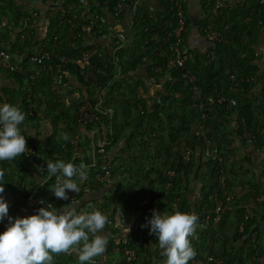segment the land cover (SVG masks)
Segmentation results:
<instances>
[{"label": "trees", "instance_id": "1", "mask_svg": "<svg viewBox=\"0 0 264 264\" xmlns=\"http://www.w3.org/2000/svg\"><path fill=\"white\" fill-rule=\"evenodd\" d=\"M31 1L39 2L45 7V10L49 5V0ZM114 1L111 2V10ZM184 1L187 4V0ZM225 1L226 8L221 15H215L211 12L212 8L201 4V7L209 13L203 23L212 25L213 30L222 38L221 43L215 44L216 57L219 60L217 65H215L216 62L201 55L195 60L196 65L195 62H190L184 70L170 67V54H168L162 36L151 40L152 30L157 28L165 15L159 13L161 15L159 21L155 22L145 15L147 9H144V18L133 21V32L136 34V38H133L132 46H129L128 49L121 48L113 57L104 56L94 60L100 92H103L100 111L107 112V114H100V118L107 128L109 140L106 146V155L112 154L111 161L114 169L110 170L112 173V184L110 185L97 180V177L103 175L108 169L107 162H105L107 159L103 156H93V147L96 146L97 139L93 140L91 134L97 128L101 134L100 124L93 123L85 128L81 127L77 122V117L80 102L83 99L81 95L79 100L72 99L73 101H71L69 99L71 95L68 89L71 86L74 88V85L70 84L72 80L77 81L79 86L85 88L77 66L68 65L63 69L56 68L50 76L39 83L40 95L34 100H29L23 90L24 76L5 71L0 67V77L15 80V85L18 88L16 90L1 88V91L6 96L7 103L18 105L26 114L21 130L27 128V145H33L36 148L46 166L49 160L53 163L63 160L66 163H74L77 167L81 162L88 165V179L80 184L78 193H68L69 200L67 201L57 199L51 191L56 178L53 176L48 180V171L44 177H40L31 166L30 161L22 156L11 160L12 163L9 161L0 162V170H6L3 181L0 183H4L5 193L9 192L15 195L21 208L28 207L31 202H34V208L31 206V210L34 212L31 213L32 215L37 214V210L41 207L47 208L48 204H52L57 210L75 206L78 214L97 209L107 215L110 223L104 229V233L108 237V244L103 256L95 258L96 264H129L127 257L122 252L125 245L115 242L117 238L126 234V231H123L125 227L121 229L120 226L121 216L126 219V227L131 229L128 247L136 253L134 264L164 263L166 257L161 255L158 240L154 234L150 235V232L145 234V246H138L135 241L138 232L143 230L144 225L151 219L153 210L168 215L173 214L175 209L195 214L198 217L195 233L200 238L197 242L193 236L189 239L197 253L195 258L201 257L204 240L209 241V233L216 232L219 225L200 224L204 212L198 214L192 207H188L183 193L190 181H193L196 186L201 184L200 196L209 206L205 213L213 212L216 207L212 205L213 202L210 199L218 191L216 172L220 170V167L201 161L197 164L194 159V147H199L203 143L197 138H194L193 142L190 137L194 136L200 125L210 128V140L217 143L219 141L217 138L221 139L220 144L219 142L217 144L224 156V167H226L230 155L227 153L228 149L225 144L229 134L224 130L221 131L219 123L231 125L232 111H235L238 116L240 115V118L245 119L244 121L238 119V137L244 140L245 129L253 132L256 139L259 140V144L254 143L256 146L264 145L262 137L264 135V118L257 129L254 128L252 121L258 122V120L255 119L257 115L252 109L253 105L248 103L247 107L242 109L241 103L234 100L237 97L236 89L253 86L254 81L251 77H253L252 73L256 72V68L254 69L253 60L248 55L256 54L252 48V38L258 35L264 37V0H245L244 4L236 5L238 9L236 6L232 9L234 6L230 0ZM19 2L20 0H0V26L3 25L5 30V32L2 30V37L9 42L12 50L16 49L20 40V36L13 37V30L21 21L29 18L30 14L27 8L19 5ZM186 4L187 23L189 24L190 16ZM39 20L46 22L45 18H39ZM47 20V24L41 26L37 36L36 32L31 33V41L21 51L25 52L30 45H38L40 41L50 48L54 39L65 40L68 32L73 31L68 23L61 29L60 19L53 17ZM83 20V18L76 20L79 27ZM38 21L35 22L31 19L21 32H31L32 28L37 26ZM199 27H202L201 24ZM146 28H149L150 31H146ZM246 31L248 35L244 34ZM202 33L205 36L204 32ZM140 35L144 36V40L139 38ZM187 37L188 33L185 34V40ZM143 45L144 48H142ZM71 46L75 48L72 49ZM234 46L237 48L233 49ZM81 50H86V48L82 46V40L78 39L66 42L62 51L66 55L77 58ZM160 51H165L166 54L158 56L157 53ZM202 57L204 59H201ZM201 61H205L210 66L207 69L209 70L207 76L206 69L202 65L196 67ZM227 65H232L229 75L226 74ZM212 67L215 68L213 74L210 71ZM156 68H160L161 71L156 72ZM141 69H145L146 75L136 83L133 80L125 82L121 78L131 77L132 73H138ZM188 71L197 78L196 84L202 94L201 100L194 95V85L184 78V74ZM235 73L237 74L233 78ZM149 84L158 87L156 94L151 92ZM216 93H221L224 97L234 101L233 108L229 110L227 104L218 102L209 106L208 101L214 98ZM43 94L47 95V100L44 99ZM201 103L206 106L205 109L200 108ZM31 105L35 107L36 111H42L44 116L41 118L28 117ZM108 111L111 112L108 113ZM204 114L207 115L205 119H203ZM259 121H261L260 117ZM43 127L48 130L47 138L40 134V129ZM65 133L69 136L67 141L62 138V134ZM72 135H78L80 138L78 148L70 144ZM183 145L190 147L193 152L192 158L187 164L182 162V151L180 150ZM230 152L233 153V151ZM253 165L254 170L256 167L255 171L251 170L250 159L245 160L244 166L251 170L254 179L248 184L253 185L256 189V194L252 195L253 200L251 201L258 206L259 198L264 197V164L259 172L257 171L258 165L255 166L256 162L255 164L253 162ZM202 169L208 170L207 177L210 181L208 184L200 180L202 177L199 173ZM194 170L196 174L192 175ZM172 171L176 175H169V172ZM58 175L60 174L58 173ZM35 177L39 179L37 190L34 189L35 183L31 182ZM75 195L79 200L78 204L71 202L72 196ZM219 195L223 201L221 206L224 214L229 203L223 198L225 197L223 192L219 191ZM145 202L147 206H144ZM191 209L193 212H190ZM240 216L244 221L241 223L244 226L243 233L238 231L239 234L234 235L233 239L222 236V248L229 263L234 261L235 253L240 248L247 253V259L254 257V251L251 249L253 234L258 233L259 237V230L263 229L264 232V210L246 211L244 209ZM4 231L6 230H4L3 224H0V234ZM245 237H247L244 242L246 248L238 246L237 241ZM119 249L120 251H118ZM260 253V258L264 263V248ZM148 258L149 261H147ZM53 259L54 264H79L76 253L53 254ZM192 261L190 260L189 264H192Z\"/></svg>", "mask_w": 264, "mask_h": 264}, {"label": "built area", "instance_id": "2", "mask_svg": "<svg viewBox=\"0 0 264 264\" xmlns=\"http://www.w3.org/2000/svg\"><path fill=\"white\" fill-rule=\"evenodd\" d=\"M159 6L157 9H147L144 8L147 4L146 0H115L113 9H110L112 0H49V5L47 9L43 12L45 15H49L50 18L60 19V27H63L68 23L73 29L69 31L65 40L54 39L50 45V48L47 45L42 44L40 41L38 45H30V48L26 49L25 52L21 51L23 47L30 42L31 33H23L21 30L30 22L31 19L38 21L41 16L38 15V11L34 10L37 7V3L34 2V9H31L29 12V18H25L18 25V34L20 36L19 43L16 49L12 50L10 48L9 42L2 37V30L0 28V67L12 73H18L25 77L23 90L28 96V99H37L40 95L39 83L43 81L46 77L50 76L51 73L55 71L56 68L63 69L68 65H76L79 69L80 76L85 84V96L84 99L80 102L78 109L77 122L81 127L90 126L93 123L100 124L99 129L94 130L91 134L93 140L97 139L96 146L93 147V156H103L105 157V162H107V171L103 175H99L97 180L100 183L107 185L112 184L111 180V171L114 168L112 167V161L109 159L107 154L106 146L108 145V136L107 128L104 123L101 121L100 106L102 105L103 92H100V85L98 78L95 74V65L94 60L96 58L109 56L113 57L116 55L118 50L124 47L128 49L129 46H132L133 38H136V34L133 32L134 19L144 18V9H147L145 15L155 21H159V13H162V22L158 24L157 28L152 30V39L156 40L158 37H161L164 41L165 46L168 49V54H170V67L180 68L181 70L186 69L187 64L190 62H195L200 52L191 49L187 46L185 40V34L188 33L187 27V12L185 8L186 2L184 0H155ZM77 2V4H76ZM225 0H201V3L207 8H212V11L215 15L223 14L224 9L226 8ZM78 5V6H77ZM205 17L209 13L204 11ZM168 16V18H166ZM128 20H125V18ZM79 18H83V23L79 27L77 21ZM123 26V24H125ZM67 24V25H68ZM146 31H150L149 28H146ZM201 31L204 32L205 38L212 45L216 43H221L222 38L218 35L216 31L213 30L212 25L203 24ZM60 32H62L60 30ZM141 40H144V36L140 35ZM78 39L82 40V46L86 50H81L80 55L75 58L69 55H62L61 49L64 48V44L68 41H76ZM148 43V42H147ZM144 48V45L143 47ZM214 49L207 50L204 53L209 60H214ZM15 52V53H14ZM22 53L23 59L21 63H16L15 56H19ZM166 54L165 51L158 52V56ZM144 61V60H143ZM55 62V63H53ZM57 65V66H56ZM156 72L161 71L160 68H156ZM184 78L188 80L190 84H193L194 95L201 98V92L196 84L197 78L191 74L190 71L184 74ZM45 99V98H44ZM7 98L4 93L0 90V104L6 103ZM29 102V101H28ZM225 102L223 98H220V103ZM213 103V101H212ZM203 104V103H202ZM111 111H108L110 113ZM44 114L42 111L35 110V107L32 105L29 107L28 117H43ZM207 115H203L205 119ZM210 128H205L203 125H200L195 132V138L202 141L203 145L199 152V160L205 164H213L219 166L220 170L216 172L218 178V191L211 197L212 205H215V210L210 213H204L201 217L202 225L209 226L210 224L219 225L223 219V209H222V198H220L219 191L223 192L225 199L228 203H231L232 196L226 190L227 183H229V177L224 169V156L220 151L218 144L211 141L210 137ZM22 134L27 137V131L21 130ZM80 138L78 135L70 136V144L78 148ZM28 151H26L21 156L30 161L31 166L38 172L40 177H44L47 172V166L42 161L41 155L36 151V148L33 145H27ZM65 151L66 147H64ZM192 149L186 147L183 151L182 162L187 164L192 158ZM169 175L174 176L176 173L174 171L169 172ZM49 180V178H47ZM170 187V185H169ZM72 203H79L76 195L71 198ZM179 202V200H178ZM176 211V209L174 210ZM162 214V213H161ZM125 218L121 216L120 226H127L125 224ZM144 225L143 230L138 232L137 237L135 238L136 244L138 246L146 245L145 244V234L150 232V228ZM131 230V229H130ZM125 231V230H123ZM244 226L239 229V233H243ZM131 236V232H126L123 237H119L115 240L117 244L125 245V248L122 249V252L127 257L129 264H134L136 260V253L134 250L128 247V238ZM194 240L197 242L199 240V235H193ZM251 249L254 251V257L249 259L247 264H264L262 258H260V248L258 244V236L253 234ZM120 251V249L118 250ZM247 257V256H246ZM150 259L148 258L147 261ZM227 259L225 252L223 251L220 255L214 254H202L201 257L194 258L192 264H227ZM164 264V263H160Z\"/></svg>", "mask_w": 264, "mask_h": 264}, {"label": "clouds", "instance_id": "3", "mask_svg": "<svg viewBox=\"0 0 264 264\" xmlns=\"http://www.w3.org/2000/svg\"><path fill=\"white\" fill-rule=\"evenodd\" d=\"M215 48V44H212L208 49H214L215 57L211 60L213 62L217 58ZM82 88L84 95L81 98L84 99L85 88ZM220 98L225 102L220 103ZM216 102L227 104L229 110L234 105V101L221 93H216L215 97L208 101L209 106ZM205 107L200 104V108ZM25 119L26 114L18 105L7 102L0 104V162L11 161L28 151L26 137L21 132ZM25 130L27 131V128ZM247 131L244 129V136L250 137ZM62 138L67 141L69 136L65 133ZM198 148L200 149V146ZM46 168L49 179L53 176L56 178L51 191L60 200H69L68 193H78L80 184L88 179V165L84 162L77 167L71 162L58 160L53 163L49 160ZM5 172L6 170H0V181H3ZM3 184L0 183V222L7 217L9 224L6 231L0 234V264H54L53 254L73 252L77 254L79 264H96L95 258L103 256L108 244V237L104 233L110 223L107 215L97 209L78 214L75 206L57 210L52 204H48L47 208H39L35 215L13 219L8 216L9 204L3 195ZM146 226L150 228V235L154 234L158 240L161 255L166 257L164 264H189V261L195 258L197 253L189 239L195 234L198 226V217L195 214L176 210L168 215L153 210ZM125 231H130V228L125 226Z\"/></svg>", "mask_w": 264, "mask_h": 264}, {"label": "crops", "instance_id": "4", "mask_svg": "<svg viewBox=\"0 0 264 264\" xmlns=\"http://www.w3.org/2000/svg\"><path fill=\"white\" fill-rule=\"evenodd\" d=\"M230 1L232 2V5L234 6V7H232V9H234L236 5L245 3V0H230ZM146 2H147V4H145L144 8H147L148 10L149 9H157L159 6V4L155 0H146ZM19 3H18L19 5H23L29 11L31 9H34L33 8L34 2L31 0H20ZM201 4H202L201 0H187V4H186L187 8L189 10V16H190V18H189L190 23L188 24V37H187L186 43H187V46H189L191 49H194L195 51L200 52V56L203 55L202 52L207 51L211 47V45L206 40L205 36L202 35L203 33L201 31V28L199 27L200 24H201V26L204 24L203 22L206 19L205 14H204L205 9L201 7ZM236 9H238L237 6H236ZM34 10H37L39 14L44 15V16H41V18L42 19L45 18V20H46V22L39 20L37 26L34 25L35 27L32 28L31 32H36V36H37V33L39 34V31L41 30V26L44 24L46 25L48 22L47 19H49L50 17L46 16L43 13V12H45V7L42 6L40 3H37V7H35ZM125 20H128V18L126 17ZM125 25H126V23L123 24V26H125ZM0 28H1V30H3V32H5L3 25H1ZM33 30H35V31H33ZM13 31H14L13 37L16 38L18 31H19L18 26H17V28H14ZM244 34L248 35V32L246 31ZM34 35H35V33H34ZM38 37H39V35H38ZM40 37H41V35H40ZM252 41H253L252 42V48L254 49L256 54L253 56H252V54L248 55V56H250V58L253 60L252 65L254 66V69L256 68V72L254 71L252 73L253 77H251L252 81H254L253 86H251V88L250 87L249 88L242 87L241 89H236L235 94L237 95V97H235L234 100H235V102L238 101L239 103H241L242 109H245V107H247L248 103L253 105V107H252L253 111L255 112V114H258V116L255 117V119H257L258 122L252 121V124L254 125V128L257 129L258 125L261 124L260 123L261 121H259V117H262V115L264 117V37L263 36L260 37L259 35L254 36V38H252ZM71 48L74 49L75 47L71 46ZM235 48H237V46L233 47V49H235ZM23 55H25V53H22L19 56H15L16 63L23 62L22 61ZM201 59H204V58L202 57ZM215 62H216L215 65H217L219 60L216 58ZM199 65H202V67L206 69V76H207L209 73V70H207V69L210 66H208V64L205 61H201L196 67H198ZM227 66H228V68L226 70V74L229 75V72L231 71L232 65H227ZM213 67L210 69L212 74L215 73V68H213ZM144 70L141 69L138 71V73H136V72L132 73L131 77L130 76H124L121 78L124 79L125 82L129 81V80H133L136 83L137 81H140V79L143 78L144 75H146L144 73ZM237 73H235L233 75V78L236 76ZM70 84L74 85V88L71 86L68 89V91L70 92V95H71V97L69 96V99L71 101L79 100L80 95H81V97L84 95V90H83L82 86H79L78 82L75 80H72L70 82ZM149 85L151 88V92L156 94L158 92V87L155 85H152V84H149ZM1 88L11 89V90L18 89L17 86L15 85V80H13L11 78L6 79V78H3V76L0 77V90H1ZM232 112H233V114H232V118H231V121H232L231 125H229L227 123L226 124L219 123L220 124L219 127H220L221 131L224 130L229 134V137L227 138L226 144H225V146L228 149L227 153L230 155L229 158L227 159L228 162L226 163V168H227L228 173H231L235 177V180L229 179V181H228L229 183H227V187H226L227 189L226 190L228 191L229 194H231V196H232L231 201L232 202L227 204V206L224 210L222 223L216 228V232L209 233V237H210V238L208 237L209 241L204 240L203 245L201 247V249L203 248L202 254H206V253L214 254V255L222 254V252H223V248H222L223 247V238H222V236H224V237L227 236L230 239H233L234 235L239 234L238 231H239L240 227L242 226L241 223H244V221H242L243 218H240L241 217L240 214H241L242 210H244V209H246V211H250L251 209H254L257 211L258 210H264V197L259 198L258 206H257L255 202L251 201V200H253L252 195L256 194V189L254 188L253 185L248 184L251 181H254L253 175L251 174V170L255 171L256 167L254 170L253 162H254V164L256 162L255 166L258 165L257 166L258 172H259L260 168H262V165L264 164V145L263 146H256L254 144V143L259 144V140L256 139L254 134H252L250 137H246L243 135L244 140H241L238 137L237 131H238L239 124H237V123H238V119H239L240 115L238 116V114L235 111H232ZM259 112L261 114H259ZM40 134L44 135L47 138L48 130L43 127L40 129ZM262 137L264 138V135ZM190 138L189 139L194 142L193 137H190ZM213 139L215 140V138H213ZM217 139L219 141L221 140L220 138H217ZM240 143H242L243 145H241ZM219 144H220V142H219ZM194 148H195L194 159H195L196 163L199 164L200 149L197 146ZM246 148H251V149H246ZM230 151H233V153H231ZM109 159L112 160V154L109 155ZM172 159H174V158H172ZM246 159H250V162L252 164L251 170H249L246 166H244ZM9 162L12 163V161H9ZM13 165H14V163H13ZM122 165H124V164H122ZM207 172H208V170L202 169L201 172L199 173L202 177L200 180L204 181L205 184H208V182L210 183V181L208 180V177H207V174H208ZM195 174L196 173L194 170L192 172V175H195ZM31 182L35 183L34 189L37 190L39 188L37 185V182L39 183L38 177H35V179L31 180ZM200 185L201 184H198L196 186V184L193 181H190L187 189L183 193L184 199L188 202L187 206L192 207L194 209V211H196L198 214L205 212L207 210V207H208V204H206L200 196V194H201L200 193ZM3 195L5 197L6 202L9 204L8 216L12 217L13 219L20 217V214L28 213L30 216V215H32L31 213H34L31 210V206L34 208V202H31L28 205V207L26 206L25 208H21V206H20L21 204L18 203V199L15 197L14 194L12 195L9 192L8 193L6 192ZM144 206H147L146 202L144 203ZM191 211L193 212L192 209H191ZM17 212L19 215H17ZM0 224H3L4 230H6L8 224H9L8 218L6 217L2 222H0ZM201 230H207V229H201ZM235 230H236V233L234 234ZM259 231H260V234L258 237V239H259L258 243H260V246H261L260 250H262L264 248V232H263V229L259 230ZM218 233H219V235H218ZM256 235L258 236V233H256ZM260 235H261V237H260ZM246 238L247 237H245L244 239H239L236 244L240 247H245L244 242H245ZM235 254H236L235 255L236 258L234 259V261H232L231 263L226 262L227 264H240L241 262H245L244 264H247V262L249 261V259H247V257L245 259V257L241 256L240 250L236 251ZM246 256H247V253H246Z\"/></svg>", "mask_w": 264, "mask_h": 264}, {"label": "rangeland", "instance_id": "5", "mask_svg": "<svg viewBox=\"0 0 264 264\" xmlns=\"http://www.w3.org/2000/svg\"><path fill=\"white\" fill-rule=\"evenodd\" d=\"M45 95V94H44ZM45 99L47 100V95H45ZM259 114H261L260 112H259ZM257 116H258V114H256ZM261 116V115H260ZM263 115H262V117H260V120H261V122L260 123H262V121H263ZM246 133H248L249 134V136H251L252 134H253V132H249V131H247ZM241 145H243L242 143H240ZM187 146H182L181 147V150L180 151H184L185 150V148H186ZM246 149H251V148H246ZM251 153V152H250ZM227 170V169H226ZM227 174H228V177L230 178V179H233V180H235V177L231 174V173H228V171H227ZM23 212V211H22ZM16 214V213H15ZM17 215H19L18 214V212H17ZM27 216H29V214L28 213H26V214H20V218H24V217H27ZM239 229V228H238ZM236 233V230L234 231V234ZM259 240V239H258ZM259 244V248H261V246H260V243H258ZM245 248H246V246H245ZM242 249L240 248V252H241V256L242 257H245V259H246V252H244V251H241ZM73 253H75V252H73Z\"/></svg>", "mask_w": 264, "mask_h": 264}]
</instances>
